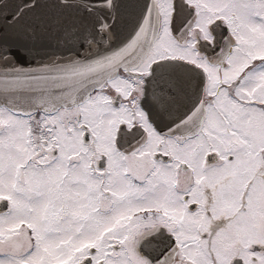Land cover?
<instances>
[{
    "label": "snow or ice",
    "instance_id": "obj_1",
    "mask_svg": "<svg viewBox=\"0 0 264 264\" xmlns=\"http://www.w3.org/2000/svg\"><path fill=\"white\" fill-rule=\"evenodd\" d=\"M0 264H264V0H0Z\"/></svg>",
    "mask_w": 264,
    "mask_h": 264
},
{
    "label": "water",
    "instance_id": "obj_2",
    "mask_svg": "<svg viewBox=\"0 0 264 264\" xmlns=\"http://www.w3.org/2000/svg\"><path fill=\"white\" fill-rule=\"evenodd\" d=\"M27 23L29 21L25 22V24ZM8 39L32 50L33 55L41 59H46L54 52L63 51V48L58 45L55 31L45 32L37 29L35 35H33L25 31L24 25H20L9 30Z\"/></svg>",
    "mask_w": 264,
    "mask_h": 264
}]
</instances>
